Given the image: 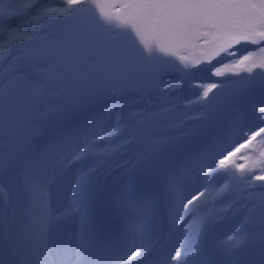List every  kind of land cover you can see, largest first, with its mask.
<instances>
[{
  "label": "snow or ice",
  "instance_id": "1",
  "mask_svg": "<svg viewBox=\"0 0 264 264\" xmlns=\"http://www.w3.org/2000/svg\"><path fill=\"white\" fill-rule=\"evenodd\" d=\"M0 40V264H264V0H0Z\"/></svg>",
  "mask_w": 264,
  "mask_h": 264
},
{
  "label": "bare ground",
  "instance_id": "2",
  "mask_svg": "<svg viewBox=\"0 0 264 264\" xmlns=\"http://www.w3.org/2000/svg\"><path fill=\"white\" fill-rule=\"evenodd\" d=\"M248 51H250V49L249 50H239V51H237L236 52V58L238 59V58H240V57H242L244 55H247L248 54ZM217 59H220V58L217 57ZM233 63H235V60L232 59L231 57H227V58H224V59H220V63H218V65L215 66V67L220 68L222 70V75L223 74H227V75H230V76L232 75L233 77H235L236 76V73H234V72H232V71L229 70L230 69V66ZM225 66H228V67H225ZM254 71H258V70H254ZM244 154L247 155L248 153L245 152ZM254 155H258V152L254 153ZM237 162L238 163H242L241 160H239V159H237ZM257 174L259 175L260 173L257 172ZM258 183H261V182L259 181ZM221 207H223V205H221Z\"/></svg>",
  "mask_w": 264,
  "mask_h": 264
},
{
  "label": "rangeland",
  "instance_id": "3",
  "mask_svg": "<svg viewBox=\"0 0 264 264\" xmlns=\"http://www.w3.org/2000/svg\"><path fill=\"white\" fill-rule=\"evenodd\" d=\"M54 6H60L58 3H56V4H54ZM3 41L2 40H0V43H2ZM218 64H216L215 66H217ZM228 76H230V75H227V74H223V75H221V76H213V79L215 80V81H221V80H224V78L225 77H228ZM232 76V75H231ZM187 94V93H186ZM262 94V92H261V89H259V88H257L256 90H255V93H254V95L257 97V98H259L260 97V95ZM191 98V97H190ZM242 152H245V151H242ZM243 163L245 162V161H242ZM225 226L226 227H224V226H221L220 227V229H219V231L220 232H223V231H225L226 230V228H227V222H226V224H225ZM173 241L175 242V239L173 238Z\"/></svg>",
  "mask_w": 264,
  "mask_h": 264
}]
</instances>
